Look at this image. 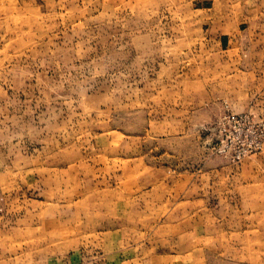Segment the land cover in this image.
<instances>
[{
    "label": "rangeland",
    "instance_id": "obj_1",
    "mask_svg": "<svg viewBox=\"0 0 264 264\" xmlns=\"http://www.w3.org/2000/svg\"><path fill=\"white\" fill-rule=\"evenodd\" d=\"M0 264H264V0H0Z\"/></svg>",
    "mask_w": 264,
    "mask_h": 264
}]
</instances>
